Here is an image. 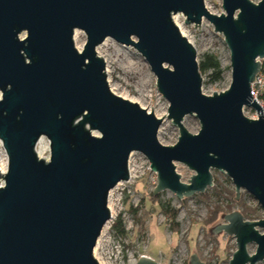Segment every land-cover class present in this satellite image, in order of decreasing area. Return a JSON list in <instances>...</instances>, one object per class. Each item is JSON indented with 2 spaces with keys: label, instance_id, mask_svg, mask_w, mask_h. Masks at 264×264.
<instances>
[{
  "label": "water",
  "instance_id": "1",
  "mask_svg": "<svg viewBox=\"0 0 264 264\" xmlns=\"http://www.w3.org/2000/svg\"><path fill=\"white\" fill-rule=\"evenodd\" d=\"M222 10L209 13L203 0H0V141L8 159L0 264H98L93 251L110 220L108 195L128 181L133 154L157 175L154 196L204 194L218 171L231 180L236 201L243 191L264 211V116L251 95L264 60V0H222ZM178 14L195 28L207 21L223 37L227 91L202 93L196 50L173 22ZM75 31L86 36L82 52ZM106 39L148 64L179 131L174 146L158 141L162 119L109 89L96 54ZM187 116L199 121L197 135L184 128ZM43 138L47 160L36 153ZM175 163L195 173L188 184ZM222 220L212 232L235 239L229 264H264V219L231 212ZM135 264L160 263L142 256ZM188 264L205 263L191 255Z\"/></svg>",
  "mask_w": 264,
  "mask_h": 264
},
{
  "label": "rangeland",
  "instance_id": "2",
  "mask_svg": "<svg viewBox=\"0 0 264 264\" xmlns=\"http://www.w3.org/2000/svg\"><path fill=\"white\" fill-rule=\"evenodd\" d=\"M250 1L257 4L261 0ZM203 2L209 13L223 14L222 0H203ZM176 16L186 39L196 50L198 64L205 54L216 56L220 62L223 71L221 79L212 82L209 74L202 75V93L212 96L213 93L227 91L231 85L230 54L223 37L215 34L212 25L205 20L195 28V25L185 23L186 19L183 15ZM76 32L73 36L75 48L81 47L83 50L86 36L81 31ZM96 54L105 64L107 84L111 92L139 105L157 119L164 116L161 118L162 123L159 128L161 134L158 133V141L166 147L174 146L178 142L179 131L167 118L169 105L157 92L156 78L143 57L132 47H123L112 39H106L98 46ZM1 96L0 92V98ZM255 114L252 109L243 111V115L248 119L256 118ZM183 126L191 135H197L200 131V124L195 116L185 117ZM41 153L45 158H49V144L44 138ZM5 156L4 149H1L0 160H4ZM146 162L142 155H132L133 179L130 184L119 186L112 192L108 204L112 218L101 232L94 257L101 258L106 264H135L142 256L150 257L160 264H184L186 261L189 262L191 255H197L205 264H229L236 252L235 239L224 233L212 232L223 223L222 214L214 221L211 220L214 218L212 212L216 206H221L223 210L232 206L231 212L240 213L241 208L230 203L231 198L236 199L231 180L224 173L212 171L216 183L227 191L220 202L215 197L205 201L196 198V195L179 201L170 192L158 194L157 197L160 195L159 199L162 202L169 203L178 212L176 219L178 230L172 232L171 224L167 217L160 213L158 203L151 195L154 192L156 176L150 173L145 175ZM175 167L177 174L181 176V182L185 184H188L195 175L183 164L175 163ZM139 180L142 181L134 188V184ZM141 183H144L148 189L145 195L136 191V189L145 191ZM2 185L3 178L0 176V186ZM212 188L205 193L212 192ZM240 200L250 210H257L255 218L264 219V211L255 207L256 201L253 198L241 192L238 201ZM133 209L138 210L137 215L132 212ZM118 220L125 230L124 235L119 234L114 228ZM255 250V246L248 247L251 255Z\"/></svg>",
  "mask_w": 264,
  "mask_h": 264
},
{
  "label": "trees",
  "instance_id": "3",
  "mask_svg": "<svg viewBox=\"0 0 264 264\" xmlns=\"http://www.w3.org/2000/svg\"><path fill=\"white\" fill-rule=\"evenodd\" d=\"M198 66H199V71H200L201 75L209 74L210 80L212 82H217L221 79L223 71H222L220 62L218 61L216 56L211 55V54H205L202 57L201 61L199 62ZM263 98H264V95H263ZM136 191L137 192H143V190H141V189L140 190L136 189ZM225 192H227V191L224 190L223 188H220L219 184L216 183V180H214V186L212 188V192H207L205 194L197 195L196 198H198V199L200 198L201 200L204 199L205 201H208V200H211L212 198L215 197L217 199V201L220 202V199L223 198V195ZM151 195L155 199V201L158 203L160 213H162L164 216H166L168 222L171 224V231L176 232L178 230V225L176 224V219H177V215H178L177 210L172 208L169 203L162 202L159 199L160 195L158 197L154 196L153 193ZM211 195H214V196L212 197ZM230 203L237 205V206H239V208H241L240 213L244 217L245 220H258L257 218L254 217L256 215L257 210L256 209L250 210L249 208H247L245 206V203H243L242 200L236 201V199L233 200L231 198ZM231 209H232V206L228 207L224 210L221 208V206H216L212 212L214 218H212L211 221H214L215 219H217L218 216L221 214L223 217L226 215L224 213H227V212L231 213ZM257 209L259 210V208H257ZM132 212L135 215L138 214L137 209H133ZM114 228L116 229V231L119 234H121V235L125 234V230H124V228H123V226L119 220L116 221V223L114 224ZM184 264H188V262L186 261Z\"/></svg>",
  "mask_w": 264,
  "mask_h": 264
},
{
  "label": "built area",
  "instance_id": "4",
  "mask_svg": "<svg viewBox=\"0 0 264 264\" xmlns=\"http://www.w3.org/2000/svg\"><path fill=\"white\" fill-rule=\"evenodd\" d=\"M261 62V64H262V68H261V71L259 72V74L255 77V80H254V82L252 83V85H251V95H252V97H253V100L255 101V102H257L258 103V105L262 108V110H263V116H264V98H263V95H264V60L263 61H260ZM256 113V112H255ZM256 115V118H254V120H256V119H258V115H257V113L255 114ZM1 149H3V146H2V148ZM5 152V151H4ZM5 155H6V153H5ZM131 158H132V155L130 156V158H129V161H128V174H129V179H128V181H126V182H123V183H120V184H118V186L115 188V189H117L119 186H122V185H128V184H130L131 183V181H132V179H133V176H132V170H131ZM0 162L2 163V164H4V165H6V164H8V159H7V156H5V159L4 160H0ZM147 163V168H146V170H145V175L147 174V173H150V174H154V173H152L151 172V170H150V163L147 161L146 162ZM131 171V172H130ZM155 176H156V184H155V187H156V185H157V175L156 174H154ZM142 180H144V178H142ZM142 180H139V181H137L135 184H134V188H136V186L140 183V181H142ZM143 184V188L145 189V191H143V192H139L141 195H145L148 191V189H147V187H146V185L144 184V183H142ZM155 187H154V189H155ZM115 189H113L110 193H109V195H108V199H107V206H108V209H109V213H110V208H109V202H110V198H111V196H112V192L115 190ZM153 189V190H154ZM135 191V190H134ZM244 195H246V196H249L247 193H245V192H243V191H241ZM250 197V196H249ZM256 206L255 207H258L259 209H260V207L258 206V204H257V202H256V204H255ZM110 218H112V214H110ZM249 221H259V220H249ZM261 232V231H260ZM99 239H100V237H99ZM99 239H98V241H99ZM97 241V244H96V246H98L99 245V242ZM95 249H97V247L95 248ZM95 249H94V251H95ZM94 251H93V256H95L94 255ZM95 258V257H94ZM95 260L97 261V263L98 264H106L105 262H104V260H102L101 258L100 259H97V258H95Z\"/></svg>",
  "mask_w": 264,
  "mask_h": 264
},
{
  "label": "bare ground",
  "instance_id": "5",
  "mask_svg": "<svg viewBox=\"0 0 264 264\" xmlns=\"http://www.w3.org/2000/svg\"><path fill=\"white\" fill-rule=\"evenodd\" d=\"M173 22H174V24L177 26V28L179 29V31H180V33L182 34V36H184L185 38H187L186 37V35L184 34V32H183V29H182V27H181V25L179 24V21H178V18H177V16H174L173 17ZM76 31H75V35H76ZM190 42V41H189ZM191 43V42H190ZM192 44V43H191ZM77 50L79 51V52H81V47H77ZM164 117V116H163ZM163 117H158V119H160L161 120V118H163ZM159 134H161V131L159 132ZM42 143H43V139H41L40 141H39V143H38V145H37V147H36V153H37V156L39 157V159H42V160H47L48 158H45L44 156H43V154L41 153V149H42ZM1 148H2V143H1V141H0V150H1ZM6 172H7V164L6 165H4V164H2L1 162H0V176H3V175H5L6 174ZM131 172V171H130ZM99 242V241H98ZM95 253H96V249H95V251H94V255H95Z\"/></svg>",
  "mask_w": 264,
  "mask_h": 264
}]
</instances>
